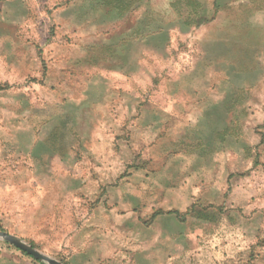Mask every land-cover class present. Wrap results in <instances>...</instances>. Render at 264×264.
I'll list each match as a JSON object with an SVG mask.
<instances>
[{
    "label": "rangeland",
    "instance_id": "1",
    "mask_svg": "<svg viewBox=\"0 0 264 264\" xmlns=\"http://www.w3.org/2000/svg\"><path fill=\"white\" fill-rule=\"evenodd\" d=\"M174 1L119 10L104 0H23L22 31L40 48L29 55L25 81L39 107L85 91L103 97L93 114L76 120L83 143L61 152L64 160L57 148H41L51 158L34 150L53 109L38 110L31 121H5L0 113V232L61 264H88L71 257V243L88 237L148 240L120 233L133 221L117 210L105 182L122 171L142 174L173 143L183 150L199 137L215 140L223 128L240 161L233 160L221 189L219 224L197 232L217 236L216 244L209 241L201 255L193 232L191 244L160 249L153 262L264 264V0H194L205 21L199 25L184 24ZM6 62L0 56V81L18 82V67ZM15 253L23 256L0 241V261ZM119 259L95 264H143Z\"/></svg>",
    "mask_w": 264,
    "mask_h": 264
},
{
    "label": "crops",
    "instance_id": "2",
    "mask_svg": "<svg viewBox=\"0 0 264 264\" xmlns=\"http://www.w3.org/2000/svg\"><path fill=\"white\" fill-rule=\"evenodd\" d=\"M24 6L23 0H0V56L5 58L7 65L12 64L18 67V82L6 79L0 81V113L5 115V121L21 119L31 121L33 117L38 116L34 114L38 113V110L53 109L54 114L47 118L49 122H45L44 128L39 133L34 150L51 158L50 156L53 155L41 148H57L56 156L64 160L61 152L68 154L72 152L76 142H82L81 132L76 130V120L81 114L82 116L93 114L97 110L96 106L101 104L100 100L103 96H96V91L89 94L85 91V95L83 93L80 97L62 96L52 106L39 107V103L32 97L31 84L25 81V70L30 65L29 55L32 50L39 51L40 48L37 45L34 46L35 43L22 31L25 26ZM78 60L84 63L87 61L86 59L76 61ZM100 88L102 89V86ZM14 89L18 90L14 91ZM98 92L100 95L101 91L98 90ZM55 120L59 123L52 125V121ZM67 120L73 122H66ZM225 130L223 128L216 130V139L213 141L199 137L198 143L186 144L183 150H177L173 143V149L170 147V151H166L163 156L150 158L147 169L138 171L143 172L142 174L127 176L129 172L125 174L122 171L113 181L105 182V185H108H104L105 191L112 194L114 200L119 201L117 210L128 215V218L133 221L128 225H121L120 233L137 234L139 232L141 236L148 237V240L125 243L107 238L101 242L96 241L95 237H88V240H79L74 245L71 243L74 247L71 257L80 258L83 261L87 259L85 262L88 264H95L105 259V263H110L112 257L120 258L119 262L125 259L129 262L133 259L138 263L154 264V258L160 257V249L177 246L184 248L186 241L191 244L193 232L196 234L195 239L199 240L198 244H194V248L197 247V251L204 255L207 252V243L213 241L214 246L217 236H210V238L206 234L198 235L197 232L207 225L216 227L219 224L218 221L220 222L222 218H220V207L224 204L221 189L224 182H227L233 174L231 172V165L235 162L233 160L236 158L240 161L239 153L233 145L228 143L231 136H227ZM84 138L88 140V136ZM183 140L186 138L184 137ZM81 142H79L80 145ZM43 154L36 159L40 160ZM31 156H33L32 152ZM176 156L177 159L171 158ZM244 161L250 162L245 158ZM125 164L123 166H126ZM148 170L149 172L146 173ZM214 191L215 196H213ZM93 227L95 229V225ZM111 228L112 226L107 225L104 227L105 231L109 232L114 229ZM150 237H153L152 241ZM68 247L71 248L70 245ZM189 248L188 246L187 249ZM15 250L23 254V251L17 248ZM173 252L167 255L171 254L175 261ZM107 258H110L109 262ZM0 264L44 263L29 255L17 256L15 253L9 259L0 261Z\"/></svg>",
    "mask_w": 264,
    "mask_h": 264
},
{
    "label": "trees",
    "instance_id": "3",
    "mask_svg": "<svg viewBox=\"0 0 264 264\" xmlns=\"http://www.w3.org/2000/svg\"><path fill=\"white\" fill-rule=\"evenodd\" d=\"M111 2L116 9L119 10H131L134 5L138 4L142 0H104V2ZM194 0H175L171 3L173 8L180 15V11L184 14L182 17L184 18V24L186 25H199L201 23H205V21L201 18V14L199 13V8L201 4H196L193 2ZM184 2V4H182ZM186 8L187 13H184ZM24 255H27L25 252H22ZM28 256V255H27Z\"/></svg>",
    "mask_w": 264,
    "mask_h": 264
},
{
    "label": "water",
    "instance_id": "4",
    "mask_svg": "<svg viewBox=\"0 0 264 264\" xmlns=\"http://www.w3.org/2000/svg\"><path fill=\"white\" fill-rule=\"evenodd\" d=\"M0 241H6L9 244L13 245L15 248L25 252L27 255L33 257L35 260L41 261L44 264H61L53 259H50L42 255L39 251L34 249L31 245L26 244L25 242L12 237L4 232H0Z\"/></svg>",
    "mask_w": 264,
    "mask_h": 264
}]
</instances>
